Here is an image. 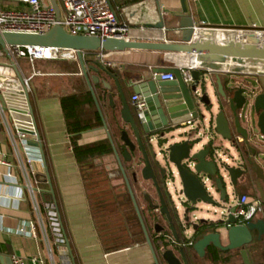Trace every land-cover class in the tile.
Here are the masks:
<instances>
[{"label": "water", "instance_id": "water-1", "mask_svg": "<svg viewBox=\"0 0 264 264\" xmlns=\"http://www.w3.org/2000/svg\"><path fill=\"white\" fill-rule=\"evenodd\" d=\"M47 1L55 12L56 20H59L57 1ZM155 1L158 3V0ZM178 1L180 12H170L180 18L178 29L181 38L178 43H139L72 36L59 25H55L42 35L0 33V49L10 60V66L19 80L20 76L8 52L9 47H48L77 52L80 70L87 81L102 126L107 131V138L125 185V193L154 264H160V261L165 264L180 262L173 250L167 249L160 254L153 246L136 196L137 191L144 193V183H149L153 188L160 207L158 213L164 217L167 229L185 264L187 259L184 247L192 248L199 257H203L211 249L209 253L212 258L213 251L226 253L240 250L243 264H250L244 247L251 242L253 232H257L259 237L264 234L263 219L241 225L233 216L234 211L231 208L220 212L223 218L216 221L192 217L199 204L224 208L231 196L233 199L237 196L238 185L244 180L248 181L251 175L256 178L257 192L264 203V170L257 159L260 152L256 147L264 146V94H255L257 90L246 79L244 68L248 62L264 67V37L258 35L261 33L246 30L217 34L212 29H197L189 16L187 0ZM164 13L169 14L167 11ZM163 27V21L156 26L159 29ZM124 50L187 54L195 58L198 67L190 71L191 83L183 81L178 68L164 64L152 68L150 78L141 76L132 89L134 94L140 95L144 100L142 117L130 108L117 77L103 69L116 86L123 105L121 120L130 130V134L120 132L119 141L122 146L118 148L108 133L80 52ZM251 73L263 75L256 70ZM160 75H171L173 79L161 81ZM93 80L95 83L99 82V78ZM104 86L109 89V86ZM209 93L213 94L214 102ZM25 97L29 116L21 113L22 110L17 106L9 104L12 101H21L19 98L0 95V105L5 110L9 109V121L14 124L19 134L26 137L24 146L36 150L29 158L39 162L49 185V191L41 193L50 195L52 203L56 205L28 93H25ZM224 143L230 145L235 157L224 148ZM20 148L23 149L21 145ZM135 157L137 163L129 175L124 164H133ZM140 164L142 167L138 169ZM175 181H178L179 190H175L173 194L170 189ZM114 189L112 188V193H115ZM142 198L147 202L150 211L156 210L158 206L150 202L147 194H142ZM91 209L94 220L98 223L100 220L95 214L96 211L94 212L95 205ZM62 231L68 254L75 264L63 226ZM155 231L164 232L165 228L160 227Z\"/></svg>", "mask_w": 264, "mask_h": 264}, {"label": "crops", "instance_id": "crops-1", "mask_svg": "<svg viewBox=\"0 0 264 264\" xmlns=\"http://www.w3.org/2000/svg\"><path fill=\"white\" fill-rule=\"evenodd\" d=\"M106 1L118 20L126 24L128 28L126 41L139 43L180 42L181 32L178 29L180 18L170 13L180 12L178 0H158V3L155 0ZM6 5L15 8L21 7L13 3ZM187 6L189 16L197 29H212L217 34L233 30H253L260 32L261 34L258 35L261 38L264 37V0H187ZM164 11L169 14H165ZM161 21H163L164 27L156 28ZM182 22L184 21L182 20ZM97 52H90L84 57L83 63L108 133L112 136L116 146L120 148L122 146L119 141L120 132L125 131L130 134V130L128 125L121 120L123 105L116 86L103 71L104 68L96 62ZM103 53L105 60L112 64L110 68L105 69L117 77L131 109L130 98L135 95L132 89L133 85L141 76L150 78L152 76L150 70L155 66L164 64L183 70L194 64L198 65L195 58L187 54L138 50L103 51ZM41 62L58 63L60 68L66 69L65 71H60V69L59 71L36 70L38 74L31 78L34 83L29 92V103L43 147L56 207L75 264H154L137 218L130 207L131 203L125 193V185L120 177L118 164L112 150L107 155L98 156L82 163H78L74 157L71 136L67 133L61 108V99L68 96L79 98L81 105L77 109V114L81 120L91 126L78 135L76 144L83 147L98 142H107L110 146L107 131L102 126L101 118L78 61ZM2 65L11 67L10 64ZM94 68L98 70L95 71ZM244 68L246 79L257 90L255 94H264V67L248 62L245 63ZM252 70L262 72L263 75L252 74ZM94 78H99V82L95 83ZM104 85L109 86V89L107 90ZM0 151L12 165L11 168L0 165V264H10L14 256L22 259L42 256L44 264H49L40 225L34 213V204L25 188L24 170L30 183L40 191L37 203L41 221L46 224L43 203L45 201L52 202L53 199L48 194L43 195L41 191H49V185L39 162L33 160L31 164L27 163L29 155L36 150L31 147L21 149L18 146V153L24 168L22 169L7 132L2 127ZM136 163L137 158L135 157L133 164H124L129 175ZM141 167L140 164L138 169ZM262 167L264 170L263 165ZM9 174L12 175L10 179L7 177ZM89 179L92 182L97 181L99 184L111 182L109 184L111 190L109 186L106 190V196H109L105 202L107 201L109 204L105 207L103 228L97 227L93 217L91 196L88 193ZM248 182V184L241 182L238 185V194L234 200L236 202L242 196H246L249 201L259 199L262 212L256 220H264V203L257 192L255 176L251 175ZM143 186L147 189L150 188L149 183H144ZM112 188H115V193H112ZM262 191L264 194V184H262ZM150 197L152 198L151 195ZM137 200L139 208L147 216V202L139 194H137ZM101 205L103 206V202ZM102 209L104 210L103 207ZM158 209L159 206L156 210ZM100 220H102L101 216ZM32 222L35 225L33 229H30ZM149 224L151 226V223ZM20 229H23V234L18 233ZM158 233L171 236L166 228L164 232H156L155 229H152L149 235L156 250L158 249L155 246V239ZM102 234L110 238L108 244L107 241L102 240L104 238ZM64 248L66 250L65 258L59 253L58 247L52 245L55 264H62L67 258L73 264L65 244ZM208 261L224 264L222 260L211 257ZM160 264L165 263L160 261Z\"/></svg>", "mask_w": 264, "mask_h": 264}, {"label": "built area", "instance_id": "built-area-1", "mask_svg": "<svg viewBox=\"0 0 264 264\" xmlns=\"http://www.w3.org/2000/svg\"><path fill=\"white\" fill-rule=\"evenodd\" d=\"M60 12L59 20H56L55 12L49 5L47 0H0V33L13 34H35L42 35L48 32L55 25H59L67 34L72 36H89L99 39H118L126 40L128 28L126 24L121 23L115 12L110 8L106 0H56ZM18 4L21 7H8L6 4ZM253 31V30H246ZM260 33L258 31H253ZM8 52L11 60L15 65L20 80L11 76L0 75V95H8L11 98H19L21 101H12L9 104L17 106L21 113L29 116V106L25 97V93L29 95V81L38 72L33 68L35 61H55V60H72L78 61L77 52L73 50H58L55 48H25V47H9ZM90 52L81 51V58L84 59ZM18 59H26L32 68V74L26 78L22 73ZM96 62L102 68H110L112 64L105 60L103 51H98ZM198 65L194 64L183 70H180L184 82L191 83L192 78L190 71L196 69ZM171 75H160L161 81H172ZM130 103L133 111L142 117L145 109L144 100L140 95H132ZM5 128L7 135L11 141L13 150L15 151L18 163L23 168L18 153V146L25 147L26 137L19 134L12 122L9 121V109L5 110L0 105V131ZM33 160L27 159V163L31 164ZM0 165L11 168L12 165L6 156L0 151ZM26 184L25 188L34 204V213L37 216L40 230L42 233V241L47 250V259L49 264H55L52 245H56L59 253L63 258L66 257L64 248L65 239L62 231V222L56 205L52 202L45 201L43 210L45 214L46 224L41 221L38 207L39 189L33 186L24 170ZM7 177L10 179L12 175ZM233 216L238 223L245 225L251 221H255L262 212V205L259 199L249 201L246 196L239 197L234 205ZM34 223H30V229L34 228ZM23 229L18 231L23 234ZM32 236V235H31ZM165 237V236H164ZM158 235L155 239V246L162 251L161 240L164 238ZM173 242V240L171 239ZM10 264H44L42 256H32L29 259L12 257ZM62 264H71L68 258Z\"/></svg>", "mask_w": 264, "mask_h": 264}, {"label": "rangeland", "instance_id": "rangeland-1", "mask_svg": "<svg viewBox=\"0 0 264 264\" xmlns=\"http://www.w3.org/2000/svg\"><path fill=\"white\" fill-rule=\"evenodd\" d=\"M2 64H10V60L5 56V54L0 49V74L17 78V74L13 68L8 67L7 65H2ZM17 65H19L22 73L25 75L26 78L31 76L32 68L26 59H18ZM34 68H35V70H38V71L39 70L40 71H51V70L59 71V69H60V71L66 70V69H63V67L60 68L58 63L41 62V61H35L34 62ZM33 83H34V81H32L30 79V81H29V92L31 90V87L33 86ZM209 96H210L211 100L214 102L213 94L209 93ZM252 116L254 117V114H252ZM262 141L263 140H261V142ZM263 143H264V141H263ZM223 145H224V148L228 149L230 154L235 157V152L231 149L230 145L228 143H224ZM256 147L259 149V152H260L257 159L264 166V146L257 145ZM248 181L244 180V181H242V183L248 184L249 183ZM99 182H100V180H99ZM110 183L109 182L108 183L103 182L102 184H99V183H97V181L92 182L91 179H89V182H88V187H89L88 193H89V196H91V198H90L91 205H95L94 212L96 211L95 214L99 216V220H100V216L102 218V220H100V222H99L100 224L97 223L100 226V228L104 227L105 207H107L109 204L107 201L105 202V200H107V196H109V195L106 196V190L108 189V186ZM175 190H179L178 181H175V184L170 189V191L173 194H174ZM229 193H230V190H229ZM214 198H215V196H214ZM108 200L110 201V199H108ZM102 202H103V206L101 205ZM234 202H235V200L231 196L230 200L226 204V206H224V208H221V209L215 208L212 206L209 207L206 205L199 204L197 207V210L193 214L192 219L195 218V219H204V220H209V221H216L220 218H223L220 216V212L226 211V209H228V208H231V210L234 211V207H235ZM102 207L104 208V210L102 209ZM214 211L216 212L215 214H214ZM102 236L104 237L102 240L107 241L106 243L108 244L109 243L108 241L110 240V238H107L106 237L107 235H105V234H102Z\"/></svg>", "mask_w": 264, "mask_h": 264}, {"label": "flooded vegetation", "instance_id": "flooded-vegetation-1", "mask_svg": "<svg viewBox=\"0 0 264 264\" xmlns=\"http://www.w3.org/2000/svg\"><path fill=\"white\" fill-rule=\"evenodd\" d=\"M148 193L152 196V198L150 197ZM136 194H139V196L141 197H142V194H147L150 202H152V204H154L155 206H159L157 196L151 186L148 189L144 187V193H141V191H137ZM158 210L150 211L148 208L147 216L141 210L149 233H151L152 229H159L160 227L167 229L165 219L163 216H161L158 213ZM149 223H151V226ZM158 235H161L163 237L165 236V237L161 240L162 251L158 249L157 252L161 254L165 250L171 249L174 251V254L176 258H178L180 264H185L180 258V254L178 252V246L175 244L174 239L169 234L164 235V233H158ZM171 239L173 240V242L171 241ZM263 248H264V234L259 237L257 232H253L251 242L247 246L244 247V250L246 251L250 264H264V249ZM209 250L206 251L203 257H199L192 250V248L184 247L187 264H207V263L215 264V263H211L208 261L211 257ZM213 254H214L213 256L216 257V259L222 260L224 264H243V259H242L240 250L226 252V253H222L219 251H213ZM214 257L213 258L211 257V258L215 259Z\"/></svg>", "mask_w": 264, "mask_h": 264}, {"label": "trees", "instance_id": "trees-1", "mask_svg": "<svg viewBox=\"0 0 264 264\" xmlns=\"http://www.w3.org/2000/svg\"><path fill=\"white\" fill-rule=\"evenodd\" d=\"M80 105L81 102L79 98L75 96H68L61 99V108L66 124V130L68 135L71 136L72 150L78 163L85 162L98 156L107 155L111 151L107 142H98L83 147L76 144L78 135L91 127L79 118L77 109Z\"/></svg>", "mask_w": 264, "mask_h": 264}, {"label": "bare ground", "instance_id": "bare-ground-1", "mask_svg": "<svg viewBox=\"0 0 264 264\" xmlns=\"http://www.w3.org/2000/svg\"><path fill=\"white\" fill-rule=\"evenodd\" d=\"M194 64V63H193Z\"/></svg>", "mask_w": 264, "mask_h": 264}]
</instances>
